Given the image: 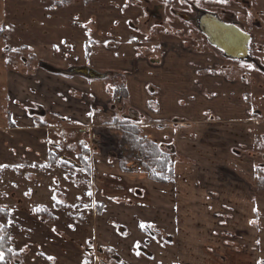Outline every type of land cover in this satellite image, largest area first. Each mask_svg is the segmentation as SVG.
<instances>
[{"label": "crops", "instance_id": "obj_1", "mask_svg": "<svg viewBox=\"0 0 264 264\" xmlns=\"http://www.w3.org/2000/svg\"><path fill=\"white\" fill-rule=\"evenodd\" d=\"M5 12V0H0V29ZM131 36L93 41L89 55L76 61L69 39L62 40L61 48L52 46L63 55L60 59L34 48L26 50L31 55L11 56L0 41V165L83 164L98 200L118 207L114 201L120 202L126 190L127 205L132 190L148 179L143 173H150L122 165L119 133L136 126L140 140L159 146L170 174L167 188L156 187L160 196L152 204L153 219L145 215L137 227L126 210L129 233L121 240L138 234L135 257L146 254L157 264H264V192L259 185L264 118L254 115L258 110L247 101L243 81L212 70L210 52L178 48L172 41L161 45L152 63L139 54L141 45ZM108 73L123 78L126 97L113 96L111 86L118 83ZM147 128L150 133L142 132ZM75 171L81 173V167ZM166 189L169 202L162 197ZM92 229L96 242L99 235H110L108 228ZM147 235L154 250H138ZM123 242L110 246L119 252Z\"/></svg>", "mask_w": 264, "mask_h": 264}, {"label": "rangeland", "instance_id": "obj_2", "mask_svg": "<svg viewBox=\"0 0 264 264\" xmlns=\"http://www.w3.org/2000/svg\"><path fill=\"white\" fill-rule=\"evenodd\" d=\"M5 9L6 23L1 27L0 41L11 56L31 55V50H26L34 48L42 56L54 54L60 59L63 55L56 49L54 53L52 46L61 48L66 43L62 40L69 39L70 57L76 61L85 55L86 45L93 41L108 36L113 42L126 41L132 35L130 40L141 45L139 54L153 63L161 45L172 41L178 48L190 46L193 50L210 52L212 70L243 81L244 90L248 91L247 101L258 110L254 115L264 118V0H227L226 3L221 0H5ZM205 13L214 14L250 36L244 57L225 54L211 43L200 27ZM107 75L120 82L121 77L114 73ZM129 112L139 117L133 109ZM148 128L141 130L150 133ZM64 164V161L57 166L10 164L0 168V208L4 209L0 212V225L9 228L12 249V256L5 257L0 264H157V258L146 254L135 257L138 251L134 252L132 246L139 241L138 234L131 233L126 242L121 237L129 233L126 210L131 212L128 219L137 227L145 215L147 219L154 218L152 204L160 196L156 187L167 188L169 170L163 175L158 170L143 173L148 178L141 184L143 189L132 190L127 205L125 190L120 202L114 201L119 206L111 207L112 202L106 205L98 200L83 164ZM78 167L81 173L75 171ZM261 169L259 185L264 192V166ZM170 195L166 189L163 200L169 202ZM37 207L39 211L35 210ZM260 215L264 217V208ZM8 220L14 222L8 224ZM94 226L108 228L110 235H99L96 242ZM147 237L150 241L137 243L138 250H154L152 236ZM112 241L123 242L119 244V252L110 246ZM127 242L128 246H121Z\"/></svg>", "mask_w": 264, "mask_h": 264}, {"label": "trees", "instance_id": "obj_3", "mask_svg": "<svg viewBox=\"0 0 264 264\" xmlns=\"http://www.w3.org/2000/svg\"><path fill=\"white\" fill-rule=\"evenodd\" d=\"M90 45H87L86 53L87 56L90 53ZM111 80H108V83H111ZM113 87V96L126 97V89L123 78H120V82L117 86ZM139 129L136 126H126L121 129L119 133V145L122 151L125 153V156L122 160V165L126 168V163L132 160L135 156L137 150H140L142 154L148 155L151 157V163L147 166L148 171L158 170L162 172L161 175L165 174L168 170L167 161H165L164 156L154 142H149L147 140H140L138 138ZM56 164V162H54ZM152 173V172H151ZM10 244V231L8 227H0V251L5 253V257L9 258L12 256V252H9Z\"/></svg>", "mask_w": 264, "mask_h": 264}, {"label": "water", "instance_id": "obj_4", "mask_svg": "<svg viewBox=\"0 0 264 264\" xmlns=\"http://www.w3.org/2000/svg\"><path fill=\"white\" fill-rule=\"evenodd\" d=\"M213 17L208 18L204 29L200 26L204 33L209 36L211 42L235 57H241V53L246 54L250 36L235 25L227 24L217 19L216 16ZM72 72H81L86 75L90 74V76H102V74L95 73L93 70L86 68L78 70L74 68Z\"/></svg>", "mask_w": 264, "mask_h": 264}, {"label": "built area", "instance_id": "obj_5", "mask_svg": "<svg viewBox=\"0 0 264 264\" xmlns=\"http://www.w3.org/2000/svg\"><path fill=\"white\" fill-rule=\"evenodd\" d=\"M151 160L150 156L142 154L141 151H137L134 158L128 162V167L138 172H145Z\"/></svg>", "mask_w": 264, "mask_h": 264}, {"label": "snow or ice", "instance_id": "obj_6", "mask_svg": "<svg viewBox=\"0 0 264 264\" xmlns=\"http://www.w3.org/2000/svg\"><path fill=\"white\" fill-rule=\"evenodd\" d=\"M221 2L226 3L227 0H221ZM0 30H2V29H0ZM3 167H7V165H0V168H3ZM165 178H166V177H165ZM26 194H27V193H26ZM88 195H91V193L89 192ZM53 199H55V197H53ZM35 210H36V211H39L40 208L37 207V209H35ZM2 211H4V209L0 208V212H2ZM13 222H14L13 220H8V221H7L8 224H12ZM0 227H3V225H0ZM70 227H71V225H70ZM53 231H55V229H53ZM8 251L11 252L12 249H9ZM47 258H48L49 260H53V259H54V257H47ZM4 259H5V253H4L3 251H0V261H3Z\"/></svg>", "mask_w": 264, "mask_h": 264}, {"label": "bare ground", "instance_id": "obj_7", "mask_svg": "<svg viewBox=\"0 0 264 264\" xmlns=\"http://www.w3.org/2000/svg\"><path fill=\"white\" fill-rule=\"evenodd\" d=\"M214 15L213 14H206V17H203L201 20H203L205 18V20H208V18H214L213 17ZM202 28H203V23L201 21V25H200ZM204 29V28H203ZM241 57H244L245 56V53H241L240 54ZM76 70L80 69V68H75ZM75 76V75H74Z\"/></svg>", "mask_w": 264, "mask_h": 264}, {"label": "flooded vegetation", "instance_id": "obj_8", "mask_svg": "<svg viewBox=\"0 0 264 264\" xmlns=\"http://www.w3.org/2000/svg\"><path fill=\"white\" fill-rule=\"evenodd\" d=\"M206 14H212V13H205L203 16H202V18L203 17H206ZM214 15V14H213ZM215 16V15H214ZM202 21V23H203V28H205V23L207 22V20H205V18L203 19V20H201Z\"/></svg>", "mask_w": 264, "mask_h": 264}]
</instances>
